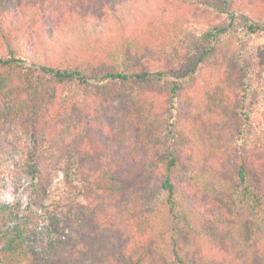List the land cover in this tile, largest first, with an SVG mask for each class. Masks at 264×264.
Instances as JSON below:
<instances>
[{"label": "trees", "instance_id": "1", "mask_svg": "<svg viewBox=\"0 0 264 264\" xmlns=\"http://www.w3.org/2000/svg\"><path fill=\"white\" fill-rule=\"evenodd\" d=\"M170 1L174 10L162 17L146 12L138 16L124 0H88V5L100 4V13L94 11L86 18L90 20L70 23V16L47 25L45 12L35 8L41 28L24 29L26 1L15 6L0 0L1 110L7 118H28L34 133L43 127L36 121L44 110L71 125L60 170L81 212L79 223L67 230L46 228L47 242L41 244L35 217L0 201V264H264V166L250 165L244 158L229 165L223 154L210 158L188 135L197 131L188 128L178 106L181 94L196 84L199 65L221 45L242 35L264 34L259 0L252 5L221 0L226 16L200 27L177 71L136 68L146 51L174 52L200 26L193 16L181 13L182 7L220 10L208 0ZM142 2L147 9L148 1ZM245 71L238 104L232 101L229 112L221 100L219 119L231 131L226 148L264 156V123L257 117L259 109L264 111V71L254 74L249 65ZM93 80L107 83L95 86ZM89 87L100 89L101 99L122 97L130 104L129 123L147 153L142 167L117 168L105 145L82 140L72 113L90 94ZM255 105L259 109L254 113ZM31 156L29 151L18 163L11 150L0 149V175L9 177V165H21L37 180L33 193L40 195L47 186L44 162ZM89 156L93 164L83 170ZM84 175L92 179V187L105 192L97 204L82 200L90 189L82 183ZM192 186L200 200L192 198ZM113 230L127 235H119L116 244Z\"/></svg>", "mask_w": 264, "mask_h": 264}, {"label": "rangeland", "instance_id": "2", "mask_svg": "<svg viewBox=\"0 0 264 264\" xmlns=\"http://www.w3.org/2000/svg\"><path fill=\"white\" fill-rule=\"evenodd\" d=\"M9 1L15 6L21 1H26L23 20L19 11L16 10V13L19 14L17 17L23 21L24 29L27 26L33 28L38 24L36 29L41 28L42 17L38 16V13L35 12L36 9L45 12V25L49 22L61 21L62 18H64L63 20L68 19L70 16H72V20L69 19L70 23L76 22L82 17L86 19L90 16L91 19L94 11L100 13V4L88 5V0H55L47 1L45 4L40 0ZM124 1L133 4L134 13L138 16L140 13L146 12L147 16L164 17L167 16L166 14H171L175 7L170 0H147V9L144 8L142 0ZM208 1L217 4L220 10L207 6L182 7L181 13L188 18L193 16L200 26L193 29L180 49L174 52L159 49L148 50L136 68L155 71L164 67L171 73L177 71L183 63L184 57L192 49V44L196 42L194 37H197L200 27L207 25V21L211 20L216 23L226 16L223 14L226 12V7L221 0ZM243 1L252 5L256 0ZM262 2L264 0H259V16L264 17ZM88 19L86 20L88 21ZM248 65L250 72H254V74L264 71V34L249 37L242 35L221 45L215 56L199 65L194 75L196 84L184 91L179 98L180 102H177L188 128L197 131H190L188 135L194 138V143H198L200 148L204 147L210 158L216 156L221 159L223 154L225 156L224 163L229 165H235L236 160L244 158L250 165L264 166V156L257 152L249 154L241 149L226 148L228 142L226 135L228 133L229 136L231 131L228 126L223 128V122L221 123L219 119L221 100L226 102L224 107L229 106V112L232 109L230 106L232 101L238 104L237 98L242 95L245 87L246 81L243 78ZM168 78L174 79V77ZM91 83L95 86H103L107 81L93 80ZM87 91L90 94L80 101L77 109L72 113L75 122L73 126L83 134L82 140L86 141L87 139L91 143L99 142L105 145L108 148L110 161L112 160L117 168L132 171L142 167L147 161L145 159L147 153L138 140L137 131L129 123L130 104L122 97L112 100L101 99L100 89L94 90L89 87ZM250 96L253 101L256 100L255 93ZM234 97L236 98L234 99ZM258 109L255 105L254 113ZM259 111L257 117L264 123V111L262 112V109ZM31 123L28 118L17 119L14 115L12 118L8 115L7 118L5 111H2L0 107V132L3 131L5 136V141L0 142V149L11 150L13 158L18 163L26 158L29 151H31L32 158L37 160L42 158L46 190L40 195L34 194V184L37 180H34L28 170L23 169L21 165H9L11 168L9 177L5 178L0 175V201L13 204L23 213L32 214L36 219L37 232H39L37 239L41 244H46L47 235L44 231L46 228L55 226L60 230H67L69 226H74L80 221L79 205L75 204L67 193L64 186V174L60 170V166L64 162L63 140L71 125L64 124V121H58L54 111L48 113L46 110H44L43 116L36 121L37 125L38 123L43 125L42 128L36 125L39 127L36 133H34L36 128L32 127ZM92 159L93 157L89 156L84 161L85 169L83 170L92 166ZM91 180L87 175H84L82 183L85 188L90 189L83 192L82 200L93 205L100 202L102 194L105 192L92 187ZM188 190L191 191L193 199L200 200L201 195L197 187L192 186ZM204 197L207 199V196ZM205 198L202 199V202H205ZM207 206L208 203L204 208ZM112 234V240L117 244L119 241L121 242L119 235H127V231L113 230Z\"/></svg>", "mask_w": 264, "mask_h": 264}]
</instances>
